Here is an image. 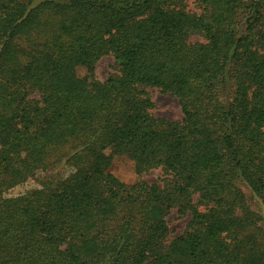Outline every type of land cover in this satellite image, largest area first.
<instances>
[{
	"label": "trees",
	"instance_id": "16d2710c",
	"mask_svg": "<svg viewBox=\"0 0 264 264\" xmlns=\"http://www.w3.org/2000/svg\"><path fill=\"white\" fill-rule=\"evenodd\" d=\"M193 1L0 0V264H264V0ZM146 88L182 119L154 118ZM117 155L171 179L125 184Z\"/></svg>",
	"mask_w": 264,
	"mask_h": 264
},
{
	"label": "rangeland",
	"instance_id": "374dc122",
	"mask_svg": "<svg viewBox=\"0 0 264 264\" xmlns=\"http://www.w3.org/2000/svg\"><path fill=\"white\" fill-rule=\"evenodd\" d=\"M185 6L190 12L198 13L199 11L198 6L193 0H185ZM190 42H203V39L200 36L193 35L190 38ZM117 68L118 66L113 56L102 57L95 66V77L97 80L103 82L110 74L115 73ZM77 75L81 78L85 77L87 75L86 69L82 67L78 68ZM145 91L153 103L151 113L154 118L163 119L169 122H178L182 119L179 101L176 97L168 93H163L156 88H146ZM33 97H35V95H33ZM74 171L75 168L72 160H70V158L63 159L38 171L33 179H30L24 185H20L13 191H10L8 196H17L27 190L39 188L42 185L58 183L69 178ZM109 172L121 182L128 185L138 181H144L147 183H157L159 186H163L166 181H170L171 179V177L160 168L152 169L138 175L135 172L134 163L125 155H117L113 157ZM241 189L250 205L256 210H259L257 200L253 197L248 188L241 185ZM194 200L195 203H197L198 197L194 196ZM199 209L202 210L203 206H199ZM167 219L171 230L170 238L182 234L186 230L190 221L188 215L180 216L175 210ZM259 224L264 229V220Z\"/></svg>",
	"mask_w": 264,
	"mask_h": 264
}]
</instances>
